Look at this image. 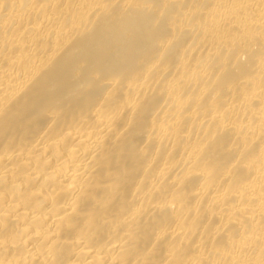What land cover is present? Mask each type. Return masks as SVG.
I'll return each mask as SVG.
<instances>
[{
	"label": "bare ground",
	"instance_id": "6f19581e",
	"mask_svg": "<svg viewBox=\"0 0 264 264\" xmlns=\"http://www.w3.org/2000/svg\"><path fill=\"white\" fill-rule=\"evenodd\" d=\"M0 264H264V0H0Z\"/></svg>",
	"mask_w": 264,
	"mask_h": 264
}]
</instances>
